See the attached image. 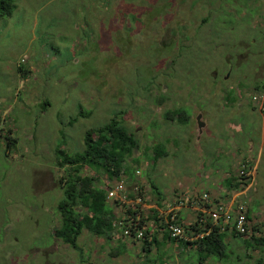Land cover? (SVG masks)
<instances>
[{"label":"rangeland","instance_id":"obj_1","mask_svg":"<svg viewBox=\"0 0 264 264\" xmlns=\"http://www.w3.org/2000/svg\"><path fill=\"white\" fill-rule=\"evenodd\" d=\"M13 2L12 15L0 17V264L201 262L205 253L170 242L148 252L130 242L117 253L119 232L108 241L83 230L76 247L54 236L69 171L57 149L81 153L87 130L115 113L139 141L135 174L121 178L145 197V213L208 190L236 195L234 205L245 202L264 227V111L253 102L264 96V0ZM174 109L188 123L165 117ZM158 145L167 155L154 163ZM244 162L249 177L229 194L226 181ZM82 174L102 188L116 181ZM249 239L229 236L202 264H264V247Z\"/></svg>","mask_w":264,"mask_h":264},{"label":"trees","instance_id":"obj_2","mask_svg":"<svg viewBox=\"0 0 264 264\" xmlns=\"http://www.w3.org/2000/svg\"><path fill=\"white\" fill-rule=\"evenodd\" d=\"M15 9L13 0H0V17H6L12 15ZM20 72H23L19 69ZM45 106L48 103H44ZM79 117L88 116L86 113L81 112ZM120 113H115L113 118L106 124L89 129L85 133L84 137V149L81 153L73 155L67 154L64 150L57 149V162L62 168L69 167L67 176L61 179V186L63 188L64 199L58 204V210L61 214V226L54 230V236L61 239L64 243L76 247L77 240L82 234L83 230L88 231L90 234L97 237H104L108 241H112L113 235L116 231L114 222L117 221V214L115 213V207L107 201V192L105 188L100 187L99 180L95 176H86L82 172L84 168H90L95 172H102L107 175V178L112 180H120L123 173L128 177H133L135 174L134 168L129 164L131 160L133 163L139 164L138 159L133 158L134 153L139 149V141L135 135L127 129L122 123ZM167 119L176 118L181 123L186 124L189 121V117L183 115L180 109L169 110L165 113ZM78 117H74L70 120L69 124H73ZM11 134V131H9ZM8 142H12L13 139L7 136ZM155 163L160 157H165L166 151L163 145L154 147ZM247 179V178H242ZM243 183L239 181L237 177H232L229 181H226V185L232 189H239ZM157 194L158 189L152 185ZM141 195V194H139ZM129 198L133 199L135 196L129 192ZM157 208H151L149 214L143 217L142 224L147 225L145 231V238L139 240L142 244V249L146 252L151 246H164V243H174L180 247L193 246L200 250L205 256L201 258L202 264L210 255L221 253L225 246L226 232L222 231L221 227L210 224L203 229L206 233L210 229L209 233L204 234L203 237L188 241L185 238L173 239L165 231V224L160 223L159 209L162 208V204L157 202ZM132 215L131 210H128ZM249 218V214L247 219ZM163 220V219H161ZM178 224L182 225L185 231V235H191V230L197 233V227L195 224L187 226L181 220L176 218ZM250 220V219H248ZM158 224V229L153 230L152 225L149 227V222ZM164 228V234L160 237V230ZM153 230V231H152ZM228 230V227L227 229ZM201 232V231H199ZM235 237H244L238 235L234 230L230 231ZM247 239V238H246ZM262 240V241H261ZM138 241V242H139ZM263 239H257L254 235L249 240H245L251 246H262ZM137 242V241H131ZM130 243L125 240L118 239V245L116 246L117 253L123 254L126 252V244ZM258 264H262L260 261Z\"/></svg>","mask_w":264,"mask_h":264},{"label":"built area","instance_id":"obj_3","mask_svg":"<svg viewBox=\"0 0 264 264\" xmlns=\"http://www.w3.org/2000/svg\"><path fill=\"white\" fill-rule=\"evenodd\" d=\"M253 102L256 105H259L264 111V96H254ZM239 167L238 177L240 179L248 177V164L244 162L240 164ZM136 174H139V171H136ZM105 190L107 192V201L115 207V213L117 214V221L114 222L116 230H120V232L116 231L119 232L117 238L128 242L139 241L145 238L146 225L142 224L141 221L144 220L143 217H146L150 212L149 210L145 213V197L135 194V198H129L130 191H127L125 180L123 178L114 181L111 185L107 186ZM207 199L208 195L203 194L201 201H206ZM198 200V196L186 193L183 196L169 202L165 211L164 205L158 210L160 212L159 222L165 224L163 227H166L165 231L168 232L171 238H186L183 226L178 224L176 220L178 217V211L180 208L190 204H197ZM118 209L119 213L116 212ZM129 209L131 210L132 215L129 214ZM209 215L212 225L221 227L222 230H224L225 227H231V229L238 235H242L244 237L250 235L252 232L250 221L247 219L248 207L245 202L237 203L234 206H229L228 204L226 205L223 202L216 205L214 204V206L209 210ZM116 232L113 236H115ZM163 234L164 228L162 229L160 237H162Z\"/></svg>","mask_w":264,"mask_h":264},{"label":"crops","instance_id":"obj_4","mask_svg":"<svg viewBox=\"0 0 264 264\" xmlns=\"http://www.w3.org/2000/svg\"><path fill=\"white\" fill-rule=\"evenodd\" d=\"M22 71L24 73L26 72L24 70H22ZM246 186H247L246 189H249V188L251 189L252 183H247ZM195 191H197V193H192V192L191 193L196 195V196H198V199L200 201L198 200V203L195 204V205L194 204H190L188 206L180 208L179 211H178V217H177L179 220H181L187 226H190L191 224H195L196 227H197L196 228L197 229V233H195V231L191 230V235L186 236L185 239L188 240V241L199 239V238L203 237L204 234L207 235L209 233L210 230H208V232L204 233L203 229H205V227H207L210 224V222H212L210 220L209 210L214 206V204L216 205V204L221 203V202H228L229 201L228 205L229 206H234V204H235L234 201H235V198H236V195L233 196V198L230 199V200L228 198V197H230V195L226 196V197H221L220 196V198H219V197H216V195H215L216 192L215 193H210L208 190L203 191L202 194H200L198 189H195ZM236 191H237L236 189H231L230 191H228V193L229 194L230 193L237 194ZM247 193H249V192L247 191ZM203 194H207L208 195V199L206 201H201V198H202ZM249 194H251V193H249ZM171 200H172V197L167 198V199L165 198L164 202L167 203V202H170ZM165 209H166V205H164V211H165ZM251 214H252L251 217L249 215L248 219H250L249 221H250V225H251V229H252L251 231L252 232H251L250 235L245 236V238L248 239L251 236L256 235L255 237L257 239H259V240L263 239L264 240V227H258L259 226L258 224L261 223V222H260V220H258V217L255 218V215H257V214L253 213L252 211H251ZM226 229H227V227H225L224 230H222V231L226 232L225 240L229 236L232 235L231 232H230L232 230L231 227H228V230H226ZM199 231H201V232H199ZM263 247H264V241H263V244H262V248ZM263 263H264V260H263Z\"/></svg>","mask_w":264,"mask_h":264},{"label":"water","instance_id":"obj_5","mask_svg":"<svg viewBox=\"0 0 264 264\" xmlns=\"http://www.w3.org/2000/svg\"><path fill=\"white\" fill-rule=\"evenodd\" d=\"M196 121H197V131L199 133V135L202 133V129L205 127V123L202 121L201 119V115H198L197 118H196Z\"/></svg>","mask_w":264,"mask_h":264},{"label":"clouds","instance_id":"obj_6","mask_svg":"<svg viewBox=\"0 0 264 264\" xmlns=\"http://www.w3.org/2000/svg\"><path fill=\"white\" fill-rule=\"evenodd\" d=\"M248 177H249V176H248ZM238 178H239V177H238ZM246 178H247V177H246ZM239 180H242V179L239 178Z\"/></svg>","mask_w":264,"mask_h":264}]
</instances>
